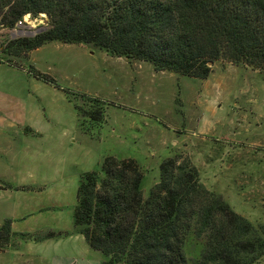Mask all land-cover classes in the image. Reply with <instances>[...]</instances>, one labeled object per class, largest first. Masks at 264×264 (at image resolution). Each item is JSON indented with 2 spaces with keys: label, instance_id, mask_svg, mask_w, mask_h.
Returning <instances> with one entry per match:
<instances>
[{
  "label": "trees",
  "instance_id": "16d2710c",
  "mask_svg": "<svg viewBox=\"0 0 264 264\" xmlns=\"http://www.w3.org/2000/svg\"><path fill=\"white\" fill-rule=\"evenodd\" d=\"M27 14H45L49 27L9 41L0 63L18 67L33 51L59 42L200 80L209 78L219 60L264 72V0H0V29H13ZM30 73L59 87L48 75ZM65 92L83 131L89 132L85 124L105 121L104 101L81 95L78 103L76 94ZM143 178L136 160L113 156L104 159L101 172L81 176L74 232L104 255L101 264H256L264 256V221L254 224L236 213L202 183L190 159L181 154L164 159L147 198ZM64 235L49 232L36 239ZM15 238L32 235L14 233L6 220L0 251Z\"/></svg>",
  "mask_w": 264,
  "mask_h": 264
},
{
  "label": "rangeland",
  "instance_id": "374dc122",
  "mask_svg": "<svg viewBox=\"0 0 264 264\" xmlns=\"http://www.w3.org/2000/svg\"><path fill=\"white\" fill-rule=\"evenodd\" d=\"M27 15L22 21L32 19L31 26L35 19L41 21L40 14ZM13 29H0L1 60L9 41L32 37ZM17 63H0V116L6 119L0 143H40L39 157L61 155L60 168L77 174L79 184L84 173L101 172L108 156L134 159L144 173L145 198L160 180L161 162L181 154L198 168L202 183L221 194L236 213L254 224L264 221L263 71L219 60L209 78L200 80L155 72L149 63L112 57L92 46L59 42ZM31 69L52 77L59 87L38 80ZM65 90L76 94L78 103L81 95L104 101L105 121L85 124L89 132L83 131ZM29 126L39 128L40 136ZM49 146L63 152L50 153ZM64 204L44 215H59L65 223L71 213ZM196 250L191 246V254ZM48 256L36 248L5 264H49ZM256 264H264V256Z\"/></svg>",
  "mask_w": 264,
  "mask_h": 264
},
{
  "label": "crops",
  "instance_id": "0c3cea01",
  "mask_svg": "<svg viewBox=\"0 0 264 264\" xmlns=\"http://www.w3.org/2000/svg\"><path fill=\"white\" fill-rule=\"evenodd\" d=\"M5 121L0 116V126ZM28 129L35 135L41 134L39 128L29 126ZM39 144L27 143L23 146L18 143H0V227L6 220H11L12 230L16 234L37 236L54 232L66 235L41 241L36 238L25 241L15 238V247L0 251V264H5L8 258H20L36 248L48 252L49 264H101L104 261L102 253L91 249L85 237L74 232L73 209L78 203V175L60 168L57 159L61 155L40 158L38 154L43 146ZM46 151L63 152L54 146L47 147ZM6 185L11 188H6ZM66 202L71 215L67 216L65 223L59 215L53 218L44 215L58 212Z\"/></svg>",
  "mask_w": 264,
  "mask_h": 264
},
{
  "label": "built area",
  "instance_id": "2783aa9c",
  "mask_svg": "<svg viewBox=\"0 0 264 264\" xmlns=\"http://www.w3.org/2000/svg\"><path fill=\"white\" fill-rule=\"evenodd\" d=\"M27 16L29 17L30 15H27ZM40 16H41V21L38 22V20L35 19L34 22L36 24L34 23L32 26H31V24H32L33 20L31 19L30 23H29V21H27V19L24 18V21L21 20L18 22V24L16 25L17 29L16 28L13 29V32H15L17 34H22V33L31 34L32 37L37 35L41 31L45 30L46 29L45 27L48 24V19H47L46 15L40 14ZM45 23H46V25H45ZM40 24H43V26H45V27H40ZM37 27H39V28H37Z\"/></svg>",
  "mask_w": 264,
  "mask_h": 264
},
{
  "label": "bare ground",
  "instance_id": "6f19581e",
  "mask_svg": "<svg viewBox=\"0 0 264 264\" xmlns=\"http://www.w3.org/2000/svg\"><path fill=\"white\" fill-rule=\"evenodd\" d=\"M27 18V17H26ZM28 21V20H27ZM30 21V20H29ZM15 35V34H14Z\"/></svg>",
  "mask_w": 264,
  "mask_h": 264
}]
</instances>
